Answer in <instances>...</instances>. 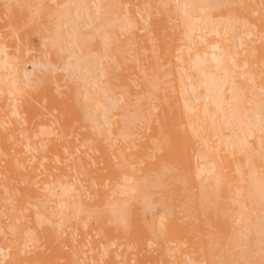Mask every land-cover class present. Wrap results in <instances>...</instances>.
Here are the masks:
<instances>
[{
    "label": "bare ground",
    "instance_id": "6f19581e",
    "mask_svg": "<svg viewBox=\"0 0 264 264\" xmlns=\"http://www.w3.org/2000/svg\"><path fill=\"white\" fill-rule=\"evenodd\" d=\"M0 218V264H264V0H0Z\"/></svg>",
    "mask_w": 264,
    "mask_h": 264
},
{
    "label": "rangeland",
    "instance_id": "374dc122",
    "mask_svg": "<svg viewBox=\"0 0 264 264\" xmlns=\"http://www.w3.org/2000/svg\"><path fill=\"white\" fill-rule=\"evenodd\" d=\"M158 199H159V195H157V196L154 197V200H155L156 202H158ZM3 220H4L5 222H6V221L8 222V223L6 222V225H9V221L7 220V218H4V219H3V218H2V219L0 218V228H2V225L5 226V222H3ZM2 223H4V224H2ZM1 224H2V225H1ZM0 233H1V236L3 237L4 234L2 235L1 230H0ZM7 236H8V238H9L11 235H10V236L7 235ZM7 236H6V237H7ZM10 239H11V238H10ZM10 239H9V240H10ZM7 240H8V239L6 238V239H5L6 243L9 241V240H8V241H7ZM10 242H11V241H10ZM10 242H8V243H10Z\"/></svg>",
    "mask_w": 264,
    "mask_h": 264
}]
</instances>
